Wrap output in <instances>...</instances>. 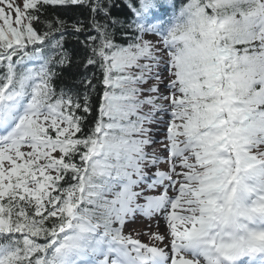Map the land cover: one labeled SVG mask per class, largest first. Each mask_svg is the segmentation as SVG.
Returning <instances> with one entry per match:
<instances>
[{"label":"snow or ice","instance_id":"6c2138e0","mask_svg":"<svg viewBox=\"0 0 264 264\" xmlns=\"http://www.w3.org/2000/svg\"><path fill=\"white\" fill-rule=\"evenodd\" d=\"M0 264H264V0H0Z\"/></svg>","mask_w":264,"mask_h":264},{"label":"trees","instance_id":"16d2710c","mask_svg":"<svg viewBox=\"0 0 264 264\" xmlns=\"http://www.w3.org/2000/svg\"><path fill=\"white\" fill-rule=\"evenodd\" d=\"M117 3H121V0H117ZM56 13L61 16V18L68 19L69 21L81 18L85 21L87 20L88 13L85 9L76 7V6H68V7H58L55 9H49V13ZM83 39V37H81ZM66 47L72 49L76 52L77 55L82 56L84 54V49L80 47L74 39L69 38V42L66 44ZM88 71L91 73L93 71L92 68H89Z\"/></svg>","mask_w":264,"mask_h":264},{"label":"rangeland","instance_id":"374dc122","mask_svg":"<svg viewBox=\"0 0 264 264\" xmlns=\"http://www.w3.org/2000/svg\"><path fill=\"white\" fill-rule=\"evenodd\" d=\"M140 225H137V227H139ZM144 240H146V237H142ZM147 241V240H146Z\"/></svg>","mask_w":264,"mask_h":264}]
</instances>
